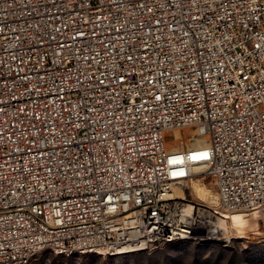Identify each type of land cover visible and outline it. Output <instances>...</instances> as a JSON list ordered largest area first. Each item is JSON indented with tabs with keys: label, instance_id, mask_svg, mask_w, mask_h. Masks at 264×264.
<instances>
[{
	"label": "built area",
	"instance_id": "obj_1",
	"mask_svg": "<svg viewBox=\"0 0 264 264\" xmlns=\"http://www.w3.org/2000/svg\"><path fill=\"white\" fill-rule=\"evenodd\" d=\"M197 169L264 230V0H0V264L190 240Z\"/></svg>",
	"mask_w": 264,
	"mask_h": 264
},
{
	"label": "rangeland",
	"instance_id": "obj_2",
	"mask_svg": "<svg viewBox=\"0 0 264 264\" xmlns=\"http://www.w3.org/2000/svg\"><path fill=\"white\" fill-rule=\"evenodd\" d=\"M165 137L169 151L191 146L198 140L191 130L168 132ZM197 172L194 180L177 189L186 204L196 203L201 208L202 215L197 220L202 224L195 231L194 240L176 241L153 251L113 257L62 256L43 251L33 264H264V230L260 216L255 212L223 211L219 207L215 180L203 171ZM213 210L220 216H215ZM218 222L220 233L212 237L209 230Z\"/></svg>",
	"mask_w": 264,
	"mask_h": 264
},
{
	"label": "bare ground",
	"instance_id": "obj_3",
	"mask_svg": "<svg viewBox=\"0 0 264 264\" xmlns=\"http://www.w3.org/2000/svg\"><path fill=\"white\" fill-rule=\"evenodd\" d=\"M198 171H199V169H197ZM197 170L195 171V173H198L197 172ZM195 188V187H194ZM182 194V193H181ZM175 195L177 196V197H180L181 198V196H180V194H178L177 193V190H175ZM179 195V196H178ZM188 210L190 211V212H193L194 211V207L191 205V204H188ZM260 218V217H259ZM210 221H212V220H210ZM200 224H202V222H201V220H200ZM235 229V228H234ZM238 230V229H237ZM236 231V230H235ZM209 232H210V234L212 235V237H216V235L217 234H219L220 233V223L218 222L214 227H213V229H210L209 230ZM196 235V232L194 231H192V234H191V237H189V239H193V237ZM194 240V239H193ZM141 249V248H140ZM139 251V249H134V250H132V251H121V252H119V253H131V252H133V251Z\"/></svg>",
	"mask_w": 264,
	"mask_h": 264
}]
</instances>
